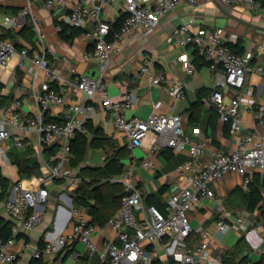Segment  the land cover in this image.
<instances>
[{"label": "crops", "instance_id": "0c3cea01", "mask_svg": "<svg viewBox=\"0 0 264 264\" xmlns=\"http://www.w3.org/2000/svg\"><path fill=\"white\" fill-rule=\"evenodd\" d=\"M27 1L0 0V10L4 14H14ZM31 1L33 12L40 18L45 30L46 43L58 56L57 59H52L51 67L60 74L62 79H51L44 70H40L38 76L34 78L27 71L31 65L30 60H25L23 67H20L18 58H13L8 66L0 68V85L2 86L0 112L2 113L12 111L17 99L23 101L24 113L36 111L41 85L46 80L53 87L57 85L63 90L67 100L65 106L79 102L83 98L81 92L71 88L67 83L75 76L72 69H76L78 74L100 75L98 61L86 62L82 58L86 50L94 47V40L89 35L92 30H82L73 40L66 41L60 36V24L64 22L63 16L68 10L58 5L47 8L46 0ZM153 1L146 0L148 3ZM124 13H127L125 0H114L102 13V18L112 25ZM182 23L189 24L196 33L214 30L217 27L223 28L227 43L237 44L239 54L244 56L248 64L264 65V8L262 5L256 7L244 3L227 4L223 0H198L194 5L182 4L175 10L167 12L154 33L123 38L120 43L121 50L113 53L110 67L105 74L109 96L113 100L126 101V94L135 93L136 101L125 111V116L129 119L147 118L153 111L154 102L161 99L163 103L160 112L182 115L185 131L192 141L199 142L206 138L210 140L209 147L205 154L199 157V162L209 160L213 149L233 150L238 143V137L246 134L247 130L254 126L256 128L253 131L264 138V126L258 125L257 118L259 104L264 105V75L248 73L245 88L236 92L242 100L241 131L239 136L231 135L230 128L229 133H226L227 124L220 120V116L215 121L216 111L204 100L216 86V73L212 64H206V59L203 57L205 60L201 58L197 60L199 65L194 63L197 56L193 48L180 46L172 37L174 28ZM9 29L13 35L3 36ZM232 34L236 35L235 41L230 40ZM0 37L11 39L18 47H28L33 51L41 49L30 19L25 26L13 28L10 24L3 22L0 15ZM186 51L190 53L195 65L194 74H188L182 63L178 61V57ZM148 60H150V70L161 74L166 80L163 85H154L147 75L142 74L141 69ZM174 81H182L185 84L184 94L181 97H172L169 94L170 83ZM65 106L50 107L57 120L63 117ZM95 107L96 118L90 122V134L86 135L90 146L87 148L84 161L74 166L72 161L75 155L72 149V156L66 164V170L72 178L47 181L46 187L50 191V198L45 206L44 221L33 230L25 229L20 220L9 214L5 207L6 200L13 195V185L16 182L35 184L50 174L49 168L42 163V156L48 159L59 149V144L41 148L37 144V135L33 133L24 137L22 147H16L13 139H7L3 143L6 158L0 156V168L2 174L11 182V186L6 198L0 201V210L11 225V236H14L16 240L15 250L21 253L18 264H32L36 258L35 252L42 250L47 243L55 242L61 234L69 232L75 218L84 217L93 222L87 207L74 204V193L81 184L76 183L74 178L78 177L82 182V167L104 166L107 157L114 155V152L121 147L127 151L122 155L121 161L136 165L138 186L147 204L157 200L166 206L172 193L189 185L191 172L189 170L181 172L179 165L192 158L190 148L177 151L162 145L153 151L152 137L149 136L143 140L142 146L130 151L126 147L127 138L124 131L113 123H107L108 120H112V112L100 102H95ZM92 125L100 129L99 134L92 132ZM50 147L54 150L48 157L45 149ZM169 154L171 158H167ZM144 160L150 161V165L144 166L142 164ZM20 164L23 165V172L20 171ZM252 171L254 180L256 174L262 173L258 169ZM244 179V176L236 173L226 174L211 184L215 193L214 198L202 200L190 212L191 222L196 230L188 239V245L197 247L206 243L210 254L222 256L226 264L264 263V210L249 211L245 203L239 199L237 194L239 192L235 193L238 189L244 192L249 191L250 187L243 188ZM121 187L123 189L122 184ZM63 193L65 198L60 196ZM72 206L77 210V214L72 212ZM238 215H244L246 218L247 227L252 231L250 236L247 237L245 233L237 229L225 234L217 230V219L226 217L227 221H235ZM107 222L104 225L94 222L98 226L96 240L99 246L117 235ZM204 228L212 232L208 240L202 238L200 233V229ZM168 241L169 239L165 238L150 246L153 258L149 264H169L172 258L166 250ZM74 252L79 255L72 256ZM37 259H41L46 264H93L100 261L98 254L90 253L83 242L67 246L56 256H43Z\"/></svg>", "mask_w": 264, "mask_h": 264}, {"label": "built area", "instance_id": "2783aa9c", "mask_svg": "<svg viewBox=\"0 0 264 264\" xmlns=\"http://www.w3.org/2000/svg\"><path fill=\"white\" fill-rule=\"evenodd\" d=\"M114 0H46L45 6L55 5L68 11L63 21L82 30H92L89 35L94 40V47L86 50L82 58L86 62L98 61L100 75L92 77L84 73L78 74L72 69L75 76L68 81L71 88L81 92V101L67 104L66 96L59 87H53L48 80L42 83L38 97V108L33 113L22 111L23 101L17 99L13 110L0 112V156L6 158L3 143L13 139L16 147L24 146V137L28 134L37 135V144L43 148L47 145L59 144V149L53 152L48 159L42 156V163L49 168L50 174L35 184H26L18 181L13 185V195L6 200V209L9 214L21 221L25 229L33 230L44 221L45 206L50 198V191L46 187L48 180H70L72 177L66 170V164L72 156V139L78 132L90 134V122L96 118L95 102H100L112 112V120L108 124H115L126 135V147L134 151L143 145V140L152 137L153 151L158 146H169L177 151L190 148L192 158L179 165L181 172L189 170L191 177L189 185L172 193L166 202L164 211L156 205L147 204L135 173V164H127L120 175L111 177V182L121 183L123 195L116 212L108 219V225L116 231V237L99 246L96 240L98 226L84 217H77L73 221L72 229L61 234L55 242H49L42 250L35 252L36 258L56 256L67 246L77 242L86 244L90 253L98 254L99 262L93 264H149L153 258L150 246L168 238L166 250L169 256L178 264H226L222 256H212L204 243L201 246L191 247L188 239L196 230L191 222V210L202 200L214 198L215 193L211 184L220 180L228 173L244 176L243 188L248 189L254 183L253 171L260 170L264 175V138L249 128L247 133L239 136L242 128L241 105L242 100L238 93L246 86L247 75L255 72L264 75V65L248 64L244 56L235 52L227 43L224 29L217 27L214 30L194 32L190 25L182 23L175 27L172 37L183 47H192L199 56L212 64L216 73V86L212 93L204 98L220 116L221 120L230 124V134L238 137V143L233 150L225 151L213 149L211 157L205 162H199V157L205 154L209 147V139L199 142L191 140L185 131L183 116L176 113L165 114L160 112L162 100L153 104V111L147 118H127L125 111L136 101L135 93L126 94V101L113 100L108 94L105 81L114 52L120 51V43L126 36L138 34L149 35L156 31L161 19L169 11L175 10L182 4L194 5L198 0H125L127 15L123 25L113 40L108 36L112 25L102 18V13ZM227 4L244 3L249 6H261L256 0H223ZM264 8V7H263ZM2 20L13 28L25 26L30 19L41 45L39 51L28 47H18L11 39L0 37V68L10 64L13 58H18V66L23 67L25 60L31 65L27 71L36 78L40 70H44L51 79H62L60 74L51 67L52 59L58 56L46 43V33L40 18L33 12V3L28 0L14 14H4L0 10ZM236 35L230 40L235 41ZM32 51V53H31ZM178 61L187 70L194 74L195 65L189 52H183ZM142 74L149 77L154 85L161 86L166 81L159 73L150 70V60L141 69ZM185 84L182 81L170 83L169 94L172 97H181L184 94ZM65 106L61 120L54 117L51 106ZM258 125L264 126V105L259 104L257 109ZM144 166L150 161L144 160ZM76 183L81 179L74 178ZM261 207L264 210V187L262 189ZM64 196L65 193L60 195ZM67 197V196H66ZM68 198V197H67ZM72 212L77 214V210ZM217 230L227 233L239 230L246 236L251 232L246 224L244 215H238L235 221H227L220 217L216 221ZM202 238L208 240L212 232L209 229H200ZM14 236L0 239V264H18L21 253L15 250ZM74 252L72 256L77 257Z\"/></svg>", "mask_w": 264, "mask_h": 264}, {"label": "trees", "instance_id": "16d2710c", "mask_svg": "<svg viewBox=\"0 0 264 264\" xmlns=\"http://www.w3.org/2000/svg\"><path fill=\"white\" fill-rule=\"evenodd\" d=\"M264 7V0H256ZM126 13L122 14L113 24L111 28V33L108 36L110 40H113L115 33L120 31L123 22L126 17ZM30 28V27H28ZM82 32L81 28H77L71 26L65 22H61L60 24V36L62 39L66 41H71L74 37ZM12 31L9 29L6 33L3 34L5 37L12 36ZM230 47L237 53L238 46L234 42L228 43ZM196 57L197 65L199 63L197 60L199 58L203 59L198 55L197 52H194ZM205 60V59H203ZM206 64H210L209 61H205ZM55 88L59 87L54 85ZM2 86L0 85V89ZM215 121H217L219 115L216 112L214 114ZM191 119H194V112L191 115ZM221 120V118H220ZM222 121V120H221ZM224 122V121H223ZM215 123V122H214ZM226 123L225 132L229 133L230 124ZM92 132L99 134L100 129L97 127L91 126ZM99 143L97 142V145ZM90 146L89 138L86 134L78 132L76 138L72 141V149L75 158L72 161L74 166L80 165L81 162L84 161L87 153V148ZM54 148H46L45 154L49 157ZM126 150L124 147L117 149L114 152V155L107 157L104 166L98 167H82L81 173L83 174V180L79 186V188L74 193V204H78L89 209L90 215L92 216L93 222H97L101 225H104L108 219L116 212L120 205V200L123 195V189L121 184L112 183L110 181L111 177H115L120 175L127 163L121 161L122 155L126 154ZM167 158H171V154L167 155ZM23 165L20 164V171L23 172ZM81 174V175H82ZM11 186V182L2 174L0 168V201L4 200L9 193V189ZM264 187V175H255V181L250 185L249 191L244 192L241 189L235 191L239 196V199L243 201L247 207V209L251 212L256 209L262 210L261 201L263 198L262 189ZM150 205H156L161 210L164 211L165 205L157 200H153L150 202ZM12 229L10 223L6 220V218L2 215L0 210V239H8L11 237ZM241 242V241H240ZM264 259V258H263ZM264 261V260H263ZM32 264H46L41 261V259L34 258ZM169 264H178L175 260L170 259ZM264 264V263H262Z\"/></svg>", "mask_w": 264, "mask_h": 264}, {"label": "rangeland", "instance_id": "374dc122", "mask_svg": "<svg viewBox=\"0 0 264 264\" xmlns=\"http://www.w3.org/2000/svg\"><path fill=\"white\" fill-rule=\"evenodd\" d=\"M15 38L17 39V36H15ZM87 75V74H86ZM60 194V193H59ZM58 195V194H57Z\"/></svg>", "mask_w": 264, "mask_h": 264}, {"label": "water", "instance_id": "95a60500", "mask_svg": "<svg viewBox=\"0 0 264 264\" xmlns=\"http://www.w3.org/2000/svg\"><path fill=\"white\" fill-rule=\"evenodd\" d=\"M90 76V75H89ZM92 76V75H91ZM92 77H98V76H92Z\"/></svg>", "mask_w": 264, "mask_h": 264}, {"label": "bare ground", "instance_id": "6f19581e", "mask_svg": "<svg viewBox=\"0 0 264 264\" xmlns=\"http://www.w3.org/2000/svg\"><path fill=\"white\" fill-rule=\"evenodd\" d=\"M16 12V11H15ZM12 13V12H11ZM10 14V13H9Z\"/></svg>", "mask_w": 264, "mask_h": 264}]
</instances>
